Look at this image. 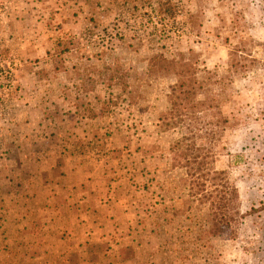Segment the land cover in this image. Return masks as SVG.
Wrapping results in <instances>:
<instances>
[{
    "label": "rangeland",
    "instance_id": "1",
    "mask_svg": "<svg viewBox=\"0 0 264 264\" xmlns=\"http://www.w3.org/2000/svg\"><path fill=\"white\" fill-rule=\"evenodd\" d=\"M161 55L197 61L198 99L228 118L216 166L243 217L216 232ZM52 167L80 185L67 211L88 261L264 264V0H0V186Z\"/></svg>",
    "mask_w": 264,
    "mask_h": 264
},
{
    "label": "crops",
    "instance_id": "2",
    "mask_svg": "<svg viewBox=\"0 0 264 264\" xmlns=\"http://www.w3.org/2000/svg\"><path fill=\"white\" fill-rule=\"evenodd\" d=\"M51 169L56 173L53 182L9 179L0 186V264H100L84 257L85 245L78 242L82 235L69 224L71 193L80 185L65 175V169ZM111 252L117 259L112 264H130L118 246Z\"/></svg>",
    "mask_w": 264,
    "mask_h": 264
},
{
    "label": "trees",
    "instance_id": "3",
    "mask_svg": "<svg viewBox=\"0 0 264 264\" xmlns=\"http://www.w3.org/2000/svg\"><path fill=\"white\" fill-rule=\"evenodd\" d=\"M197 63L189 57L177 68L175 60L164 55L153 61V65L161 70H174L177 74L178 79L170 92V119L185 128L180 141L181 166L185 168L192 187L205 188L198 200L210 203L212 230L216 232L222 225L238 221L243 214L237 186L226 170L216 166L218 142L224 137L228 118L219 104L198 99L200 86L196 79L192 80L200 70ZM204 70L210 72L207 68Z\"/></svg>",
    "mask_w": 264,
    "mask_h": 264
}]
</instances>
